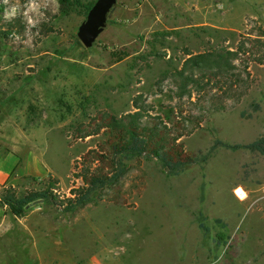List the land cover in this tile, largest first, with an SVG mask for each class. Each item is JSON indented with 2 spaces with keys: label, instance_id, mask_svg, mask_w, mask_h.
<instances>
[{
  "label": "rangeland",
  "instance_id": "obj_1",
  "mask_svg": "<svg viewBox=\"0 0 264 264\" xmlns=\"http://www.w3.org/2000/svg\"><path fill=\"white\" fill-rule=\"evenodd\" d=\"M95 1L0 0V189L92 194L70 216L0 209V264H264V0H117L85 50ZM222 52L227 69L177 76ZM127 132L145 153L119 154Z\"/></svg>",
  "mask_w": 264,
  "mask_h": 264
},
{
  "label": "trees",
  "instance_id": "obj_2",
  "mask_svg": "<svg viewBox=\"0 0 264 264\" xmlns=\"http://www.w3.org/2000/svg\"><path fill=\"white\" fill-rule=\"evenodd\" d=\"M59 12L63 15H68L70 13V9L74 6H78L81 0H56ZM94 2L87 4L84 8V15L86 16L88 11L91 9ZM184 61L182 68L179 72H177V76L181 78L183 81L195 83L193 81V73L195 71L201 70L204 65H208L214 63L217 69L221 70V64H224L223 68L230 67L231 58L236 56L235 53L232 52H222V53H207L200 54L196 56H189ZM220 62V63H219ZM244 76L248 80L250 78L247 73V68H244ZM190 74V75H189ZM240 85L239 82H235ZM232 87V86H231ZM229 86V89L232 90ZM185 89V87H184ZM198 89V88H197ZM190 97V94H189ZM138 117L137 113L133 115L126 116L127 119H136ZM114 128L120 127L121 122L114 121ZM127 139L129 144L126 145V148L123 149L119 154L126 153L127 155L140 156L145 153L147 149V143L143 140H139V137L136 133L127 132ZM226 149H230L229 146H224ZM153 156L160 162H162L166 167L170 169V171H176L181 169L182 165L180 163L171 164L169 161L165 159L164 156L154 153ZM116 179V176L112 178H105L103 176H92L89 180L84 179L83 182L85 185L90 186L91 188H97L100 186H105L111 183ZM58 181L52 179L49 180L41 186V188L34 192H29L28 194L22 196H16V194L12 191L11 188H1L0 189V208H7L11 210L15 216L23 217L25 213V209L34 204H42L55 208L59 211L60 214L70 216L75 213L79 208L83 207L89 201L92 200V194L90 190H87L83 193H80L79 190L71 191V199H66L64 201H60V197L57 196L58 193ZM78 193V194H76Z\"/></svg>",
  "mask_w": 264,
  "mask_h": 264
},
{
  "label": "water",
  "instance_id": "obj_3",
  "mask_svg": "<svg viewBox=\"0 0 264 264\" xmlns=\"http://www.w3.org/2000/svg\"><path fill=\"white\" fill-rule=\"evenodd\" d=\"M116 3L117 0H96L88 11L76 33L77 40L85 50L91 49L104 31Z\"/></svg>",
  "mask_w": 264,
  "mask_h": 264
},
{
  "label": "bare ground",
  "instance_id": "obj_4",
  "mask_svg": "<svg viewBox=\"0 0 264 264\" xmlns=\"http://www.w3.org/2000/svg\"><path fill=\"white\" fill-rule=\"evenodd\" d=\"M234 193H236L237 199L240 202H244L248 198L247 194L244 192V190L242 188L236 189Z\"/></svg>",
  "mask_w": 264,
  "mask_h": 264
},
{
  "label": "crops",
  "instance_id": "obj_5",
  "mask_svg": "<svg viewBox=\"0 0 264 264\" xmlns=\"http://www.w3.org/2000/svg\"><path fill=\"white\" fill-rule=\"evenodd\" d=\"M0 209H2V208H0ZM2 220H3V216L0 215V224L2 223Z\"/></svg>",
  "mask_w": 264,
  "mask_h": 264
},
{
  "label": "clouds",
  "instance_id": "obj_6",
  "mask_svg": "<svg viewBox=\"0 0 264 264\" xmlns=\"http://www.w3.org/2000/svg\"><path fill=\"white\" fill-rule=\"evenodd\" d=\"M5 2H7V0H5ZM13 12H15V9H13Z\"/></svg>",
  "mask_w": 264,
  "mask_h": 264
},
{
  "label": "built area",
  "instance_id": "obj_7",
  "mask_svg": "<svg viewBox=\"0 0 264 264\" xmlns=\"http://www.w3.org/2000/svg\"><path fill=\"white\" fill-rule=\"evenodd\" d=\"M235 195H236V193H235Z\"/></svg>",
  "mask_w": 264,
  "mask_h": 264
}]
</instances>
